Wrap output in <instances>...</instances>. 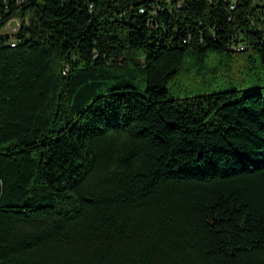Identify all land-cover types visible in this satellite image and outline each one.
I'll return each mask as SVG.
<instances>
[{
  "label": "trees",
  "instance_id": "16d2710c",
  "mask_svg": "<svg viewBox=\"0 0 264 264\" xmlns=\"http://www.w3.org/2000/svg\"><path fill=\"white\" fill-rule=\"evenodd\" d=\"M0 264H264V0H0Z\"/></svg>",
  "mask_w": 264,
  "mask_h": 264
},
{
  "label": "water",
  "instance_id": "95a60500",
  "mask_svg": "<svg viewBox=\"0 0 264 264\" xmlns=\"http://www.w3.org/2000/svg\"><path fill=\"white\" fill-rule=\"evenodd\" d=\"M7 28L10 30V31H18L20 29V23L18 22V20H12Z\"/></svg>",
  "mask_w": 264,
  "mask_h": 264
},
{
  "label": "rangeland",
  "instance_id": "374dc122",
  "mask_svg": "<svg viewBox=\"0 0 264 264\" xmlns=\"http://www.w3.org/2000/svg\"><path fill=\"white\" fill-rule=\"evenodd\" d=\"M8 32H9L10 34L14 33V31H10L8 28H7V30L5 29V33H7V34L9 35Z\"/></svg>",
  "mask_w": 264,
  "mask_h": 264
}]
</instances>
